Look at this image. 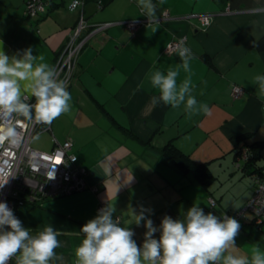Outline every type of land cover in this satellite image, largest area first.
Instances as JSON below:
<instances>
[{"label":"crops","instance_id":"1","mask_svg":"<svg viewBox=\"0 0 264 264\" xmlns=\"http://www.w3.org/2000/svg\"><path fill=\"white\" fill-rule=\"evenodd\" d=\"M43 1L47 11L29 17L26 0H0V40L9 56L32 47L33 55H44L53 67L81 14L90 25L144 18L138 0H81L75 10L68 9L71 0ZM153 2L158 23H143L133 33L118 23L91 35L67 87L71 111L43 130L49 143L38 150L50 151L71 140L77 165L86 170L84 190L37 197L14 210L33 234L49 224L61 232L56 253L63 260L53 264H75V249L84 238L80 228L107 203L115 206L114 218L131 227L140 245L146 229L143 222L130 225L132 209H151L150 218L158 226L164 215L182 218L193 204L206 213L216 211L218 217L231 215L252 195L253 189L246 194L225 180L237 174V147L244 140L264 141V95L252 83L256 75H264V48L257 45L264 39V0ZM164 12L169 18H162ZM194 13L212 14L210 24L203 27L189 17ZM180 37L194 58L189 72L180 68L177 82L190 77L192 95L198 104L208 105L210 114L189 117L183 105L152 102L158 92L146 75L181 64L178 55L163 53ZM233 84L244 90L236 99ZM166 145L185 154L194 170L183 171L161 156ZM262 159L264 147L258 161ZM240 225L238 247L230 251L250 257L255 247L264 250V225L254 227L250 214Z\"/></svg>","mask_w":264,"mask_h":264},{"label":"clouds","instance_id":"2","mask_svg":"<svg viewBox=\"0 0 264 264\" xmlns=\"http://www.w3.org/2000/svg\"><path fill=\"white\" fill-rule=\"evenodd\" d=\"M138 6L148 20L147 25L158 23L157 5L153 0H138ZM175 51L181 61L177 68H169L166 73L150 70L146 75L158 92L152 102L173 108L183 105L189 117L200 112L210 114L208 105L198 104L192 95L194 86L190 77L177 82L181 67L185 72L190 71V61L194 58L191 49L182 39ZM252 83L264 95V75H256ZM71 100L67 85L56 78L54 68L45 62L44 55H33L32 47H28L9 56L0 40V144L7 141L18 147L23 140L18 125L23 121L51 125L71 111ZM52 178L54 174L49 179ZM7 182L8 179L0 182V188ZM115 212V206L107 203L80 228L84 238L75 249V264H264V250L259 246L252 250L250 257L230 251L238 247L236 238L241 225L226 214L218 217L193 204L183 212L182 218L164 215L157 226L150 218L151 209L141 208L139 212L132 209L130 225L141 226L143 222L146 229L143 243L138 245L134 239L136 233L130 226H122L114 218ZM157 232L159 238H155ZM60 235L51 224L33 234L6 202H0V264H9L13 258L15 264L62 261L63 257L56 253L62 246Z\"/></svg>","mask_w":264,"mask_h":264},{"label":"built area","instance_id":"3","mask_svg":"<svg viewBox=\"0 0 264 264\" xmlns=\"http://www.w3.org/2000/svg\"><path fill=\"white\" fill-rule=\"evenodd\" d=\"M82 3L81 0H71L68 9L75 10ZM25 11L27 16L35 17L45 13L47 5L43 0H26ZM189 17H195L203 27H206L211 22L212 14L194 13ZM162 18H169L168 13L164 12ZM146 22L148 23V20L144 17L90 25L81 14L74 28L69 32L63 49L53 65L56 78L63 80L67 87L70 85L79 52L94 32L120 23L129 33H133L141 24ZM182 39L185 44L184 37L171 40L163 49V53L177 55L175 49ZM243 91V88L237 84L231 86V96L234 99L239 98ZM30 102L34 103V98L30 97ZM261 110L264 111V102L261 103ZM49 128L50 125L29 124L27 121H23V124L18 125L17 128L23 135L20 145L17 147L7 141L0 144V182L8 179V182L0 188V202H6L13 211L25 204L27 200L32 201L37 197L44 199L70 195L86 188V170L77 165V157L71 151V140L56 143L50 151H42L32 147L31 140L33 137L40 131ZM248 154V149L243 148L237 157V161L246 160ZM73 158L75 159L73 160ZM237 165H239L238 162ZM52 174H54V178L49 179ZM251 177L254 180L252 195L243 207L231 215H226L235 218L240 223L241 220L247 219L246 212H249L253 226L259 228L264 225V168L252 173ZM22 193H25L26 198L21 196Z\"/></svg>","mask_w":264,"mask_h":264},{"label":"trees","instance_id":"4","mask_svg":"<svg viewBox=\"0 0 264 264\" xmlns=\"http://www.w3.org/2000/svg\"><path fill=\"white\" fill-rule=\"evenodd\" d=\"M259 48H264V39H261V41L257 44ZM264 147V141H255L252 143H249L247 141H243L236 149V157L239 156L240 151L243 148L248 149V157L246 160H244L243 164L241 165L243 169H251L250 174L261 170L264 168V165H259L257 161L261 157V149ZM161 156L165 157L172 163H174L178 168L182 169L183 171L188 170H194L193 169V163L190 161V159L183 154L181 151H179L177 148H174L173 146H164L160 149ZM240 165H238L239 167ZM21 196L25 197V193H22Z\"/></svg>","mask_w":264,"mask_h":264},{"label":"rangeland","instance_id":"5","mask_svg":"<svg viewBox=\"0 0 264 264\" xmlns=\"http://www.w3.org/2000/svg\"><path fill=\"white\" fill-rule=\"evenodd\" d=\"M45 132L46 131H40L33 137V139L31 140L33 148L36 147L37 149H46V146L49 143V139L47 138ZM237 162L240 165L239 167H237L236 162H234L233 164V167L235 169L234 172H237V174L232 175L231 178H227L225 180V183H229L232 188L240 189L241 191H243V193H250L254 188V180L250 174L251 169H249L247 172H244L241 169V165L243 164L244 160L240 159ZM258 164L264 165V159H262L260 162L258 161ZM247 214L250 213L246 212V215Z\"/></svg>","mask_w":264,"mask_h":264},{"label":"water","instance_id":"6","mask_svg":"<svg viewBox=\"0 0 264 264\" xmlns=\"http://www.w3.org/2000/svg\"><path fill=\"white\" fill-rule=\"evenodd\" d=\"M212 213H214L215 215H217L218 216V214H217V212L216 211H211Z\"/></svg>","mask_w":264,"mask_h":264}]
</instances>
